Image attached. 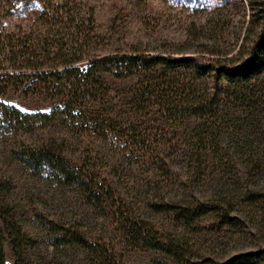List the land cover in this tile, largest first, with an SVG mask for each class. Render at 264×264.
<instances>
[{
  "label": "rangeland",
  "instance_id": "1",
  "mask_svg": "<svg viewBox=\"0 0 264 264\" xmlns=\"http://www.w3.org/2000/svg\"><path fill=\"white\" fill-rule=\"evenodd\" d=\"M262 14L264 0H0V264H264V67L219 82L199 68L238 66ZM55 53L84 60L31 77ZM130 55L199 60L85 68Z\"/></svg>",
  "mask_w": 264,
  "mask_h": 264
},
{
  "label": "trees",
  "instance_id": "2",
  "mask_svg": "<svg viewBox=\"0 0 264 264\" xmlns=\"http://www.w3.org/2000/svg\"><path fill=\"white\" fill-rule=\"evenodd\" d=\"M258 32L256 34L254 43L250 46L248 49V52L245 54V48L240 49V56L244 55V58L240 61L238 66H227L224 63H226L222 58L215 57L208 60L209 64H199V68L202 70H207L210 72H215V78L216 82H219L222 77H226L227 79H230L231 81L235 79H241V78H250L252 75H254L257 71L262 69L264 67V14L261 15L260 18V24L258 25ZM248 31V30H247ZM136 52H140L139 50H135ZM55 63L51 65L50 71H44L43 68L40 66H34L31 70H34L35 73L31 75V77H37L38 79H52L59 80L61 76L66 73H72L75 71H78L80 68H78L75 64L82 62L84 59L80 58H71V56H59L55 53ZM139 59L144 60L146 63L150 64H164L167 66H173L178 63L183 62H189L194 60H199L198 57H188V58H179V59H172V58H166L163 56H146V55H140V56H105V57H99L97 59H89L87 61V65H85L86 71H90L94 67H99L106 65L108 63H113L116 66L117 65H124L125 63L127 66L134 65L135 62L139 61ZM212 62V63H211ZM13 70H21L20 67H13ZM4 77L6 78H16V77H22V74H16V73H7ZM14 112L21 114L19 110L15 109ZM19 116V115H18ZM210 206L208 203H194L189 206L190 212L196 215H202L205 212L209 211ZM13 239H17V241L13 244L14 245V255L16 258L23 257V244L20 239L17 238L15 234L12 235ZM149 245H153L154 241L156 240H147ZM152 243V244H151ZM160 246V244H158ZM155 244V247L159 248V246ZM167 249V248H166ZM170 251L178 256L182 254V251L178 246H174L173 244L170 246ZM2 252V251H1ZM2 255V253H0ZM258 253L251 252V253H244V254H238L229 259L225 264H257L258 263ZM3 256V255H2ZM2 263L4 264V259L2 258Z\"/></svg>",
  "mask_w": 264,
  "mask_h": 264
}]
</instances>
